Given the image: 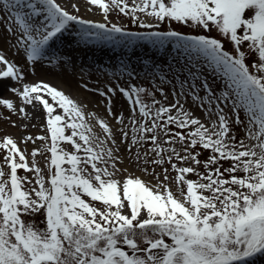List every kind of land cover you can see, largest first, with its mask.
<instances>
[{
    "label": "snow or ice",
    "instance_id": "obj_1",
    "mask_svg": "<svg viewBox=\"0 0 264 264\" xmlns=\"http://www.w3.org/2000/svg\"><path fill=\"white\" fill-rule=\"evenodd\" d=\"M87 3L99 7L105 22L74 14L77 3L69 11L58 0H0V24L17 36L12 47L32 62L73 22L83 39L111 41L121 34L163 46L175 38L187 57L157 77L172 87L174 102L156 99L158 91L167 100L158 86L97 89L109 115L124 126L118 142L107 119L50 83L9 86L24 105L42 108L46 134L23 138L24 144L42 142L30 153L12 135L0 139V264H245L264 254V0ZM110 12L149 31L109 24ZM174 22L202 31L183 34L171 28ZM161 24L169 29L152 30ZM213 30L219 37L204 34ZM0 64V80H24L3 50ZM117 91L129 102L127 124L122 111H112ZM189 98L207 123L186 108ZM0 105L17 112L11 99L0 98ZM18 111L29 118L26 107ZM236 128L243 138L233 134ZM146 143L151 148H143ZM204 151L209 154L202 158ZM125 160L155 182L119 167Z\"/></svg>",
    "mask_w": 264,
    "mask_h": 264
},
{
    "label": "rangeland",
    "instance_id": "obj_2",
    "mask_svg": "<svg viewBox=\"0 0 264 264\" xmlns=\"http://www.w3.org/2000/svg\"><path fill=\"white\" fill-rule=\"evenodd\" d=\"M65 6L67 10L73 11L68 5L70 3H77L80 5V11L78 13H74L80 15L85 19H90L95 22H105L102 11L98 6H91L87 3V0H58ZM141 15V19L145 22H153L151 17H146L143 14ZM131 18L128 16H124L123 14H117L116 12H110L108 16V23H116L118 25L123 26L125 29L132 30H144L147 31L149 29L140 28L137 24L131 23ZM3 25L0 24V50H3L6 57L15 62L19 67L22 68L24 72V80L22 82L12 81L10 83L5 82L4 84L7 86L6 91L0 93V98L11 99L14 101V104L17 108V112H12V110L7 109L5 106L0 105V139H2L6 135H12L19 142V146L21 149H27L30 153L33 147L40 146L42 144L41 141H37L36 145H33L31 142L28 144H24L21 141L24 137L28 135H32L34 137L46 134L45 127L36 120H33L32 117L29 119H25L22 116V113L18 111V102L20 97L11 91L8 90L9 86L11 87H21L22 83H33L39 81H47L52 80L55 82L56 86L63 90L66 94H69L74 99L78 100L80 103L85 105V111L94 112L97 116L107 119L112 126L116 130V139L119 142L121 140L119 129L124 127L123 125H119L113 116L109 115L106 110L107 101L101 96L96 90L100 91L106 90V86H111L112 88H118L121 86L128 85H138L143 87H148L150 90H153L155 87H162L164 91L167 93V100H164V97L160 92H156V99L160 100L162 103H172L174 102L173 90L170 85L167 83L161 84L160 80L157 77L165 76L167 74L168 66L176 67L178 63H184L187 54L183 52L182 49H177L175 47V38H169L168 41L165 42L163 46L159 44H154L148 40H140L135 38H122L121 34H116V40H96V39H83L79 34L80 26L73 22L71 29L68 31L69 34L65 37L70 38V33H77L75 36H71L72 39L77 40L82 44H87V46H92L94 51L92 52L93 56L89 58L92 61L100 63H107L108 61H112L115 65L113 71H104L100 67L94 68L92 70L82 68L78 69L73 64L74 61V53L69 48L68 52H59L56 50L57 44L51 47V45L45 50L44 56L41 57L40 60L32 62L27 61L26 56L27 53L24 49H20L17 51L16 48L12 47L15 44L17 36L11 35L7 32L3 31ZM14 28L18 27L14 24ZM172 29L178 30L183 34H196L198 29L189 28L187 26L180 25L178 23H173L171 25ZM169 26L166 24L159 25V29L152 30H168ZM72 30V31H71ZM210 34L215 37H219V34L213 30ZM4 38H7V43L4 42ZM76 38V39H75ZM131 40V42H128ZM88 41V43H86ZM225 47L228 50L232 49V45L225 41ZM67 50V47L65 48ZM91 51V48H90ZM3 68V65L0 64ZM126 66V69L123 68ZM153 66H156L154 71ZM123 69V73H122ZM159 69H163L164 71H159ZM128 72H133V75L129 77L127 75ZM138 73V75H137ZM168 79H171L170 75ZM86 85V87H85ZM203 94V93H201ZM150 102V101H149ZM186 108L190 111H193L194 115L200 117L203 122L207 123L206 113L198 107L194 106V103L189 98L184 102ZM112 111L116 115H119L121 111L125 116V124H127V118L129 117V102L126 97H124L118 91L113 94V104ZM241 117L245 118V114L241 112ZM139 118V117H138ZM22 122V123H20ZM21 124V126L19 125ZM95 124L96 122L93 121ZM15 124V126H13ZM24 125H28L27 128ZM35 125V126H33ZM173 129L175 127L173 126ZM96 131L99 132L100 129L97 126ZM129 131V141L132 135L130 127ZM234 135H237V138H243L245 136V132L241 128H236ZM167 139V137H164ZM67 147V145H65ZM111 146V145H109ZM177 148L180 145H176ZM165 147H168L165 144ZM143 148H151L150 143L144 144ZM143 148L141 151H143ZM199 150V149H198ZM123 152V148H121ZM135 152V148L132 150ZM209 153L204 151L202 153V158L206 157ZM2 155V154H0ZM41 161L42 165L46 167V163L43 157H38ZM122 168H127L128 173L133 174L134 176H138L141 179L146 181L155 182L151 175L143 174L139 168L136 167L134 163H129L128 160H125L122 165H118ZM167 166V165H166ZM227 166V165H225ZM157 172L160 171L159 168L156 169ZM203 172V169H200ZM128 173H123L120 175V179L123 180ZM19 175H26L27 173L24 170H19ZM238 175H243V173H237ZM30 177L32 174H28ZM171 175L175 177L176 173L171 172ZM188 178L197 179L196 176L189 174ZM171 187L173 192H176V183L173 180L171 182ZM35 221L39 224L40 227H43V224H40L42 216H36ZM170 242V241H169ZM259 261H264L263 259H258ZM255 261V260H253Z\"/></svg>",
    "mask_w": 264,
    "mask_h": 264
},
{
    "label": "bare ground",
    "instance_id": "obj_3",
    "mask_svg": "<svg viewBox=\"0 0 264 264\" xmlns=\"http://www.w3.org/2000/svg\"><path fill=\"white\" fill-rule=\"evenodd\" d=\"M58 2L60 3V1H58ZM70 29H71V26L66 31H64L63 34L60 35V37L58 39H55L54 43L50 42L51 47L59 42V45L57 44V46H56V50L58 49L59 52H63V53L68 52V49L70 48L74 53L73 64L76 67H78V69L86 68V69L92 70L94 68L100 67L104 71H113L114 70L115 65L112 61H108L107 63H102V65L99 66L100 63L90 60L89 58H91V56H93L92 52H95L94 48L92 46H87V44H82L80 46V43L77 40L72 39L71 36H75V35L78 36L77 33H74V32L70 33V38L65 37L69 34L68 31ZM86 43H88V41H86ZM66 47H67V50L65 49ZM90 48H91V51H90ZM0 68H2V67L0 66ZM12 81L13 80L11 78H6V79L0 80V93L6 91V89H7V86L4 83L5 82L10 83ZM44 82L50 83L51 85L57 87L55 82H53L52 80H47V81L45 80ZM34 83H37V82H33V84ZM17 106H18V108L26 107V110L29 113V119L32 117L33 120L38 121L43 126L45 125V120H46L45 112L42 110V108L39 105L37 106L36 109H33L31 106L24 105L22 99L20 98ZM22 116H24V115L22 114ZM20 123H22V122H20ZM20 123H19V125L21 126ZM263 255L264 254H257L255 257L248 259L245 262V264H264V261L258 260V259H263ZM253 260H255V261H253Z\"/></svg>",
    "mask_w": 264,
    "mask_h": 264
}]
</instances>
